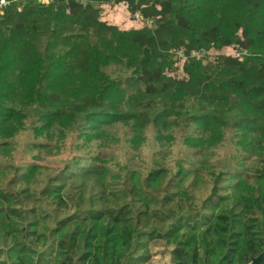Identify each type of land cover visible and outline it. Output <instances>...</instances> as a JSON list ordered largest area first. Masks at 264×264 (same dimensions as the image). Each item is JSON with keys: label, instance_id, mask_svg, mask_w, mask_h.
Listing matches in <instances>:
<instances>
[{"label": "trees", "instance_id": "obj_1", "mask_svg": "<svg viewBox=\"0 0 264 264\" xmlns=\"http://www.w3.org/2000/svg\"><path fill=\"white\" fill-rule=\"evenodd\" d=\"M177 143L203 158L157 160ZM0 153V264H264V0H7Z\"/></svg>", "mask_w": 264, "mask_h": 264}, {"label": "rangeland", "instance_id": "obj_2", "mask_svg": "<svg viewBox=\"0 0 264 264\" xmlns=\"http://www.w3.org/2000/svg\"><path fill=\"white\" fill-rule=\"evenodd\" d=\"M46 1V0H44ZM86 2V1H85ZM136 15H141L140 12H137ZM180 54H184V50H180L179 51ZM205 53L203 52L201 55H204ZM212 56V54H206L204 55V59H210ZM115 130V129H114ZM116 133L121 136L122 138H125L127 136V134L124 133L122 128H119ZM183 133V132H182ZM26 136V135H25ZM32 133H28L27 134V138L26 140L28 141V143L31 142L32 138ZM34 137V136H33ZM69 140H71V138H69ZM125 140H123L124 142ZM181 142V141H179ZM108 141L104 142L101 145H107ZM92 147L96 146V144L98 145V143H96V141H94V143L91 144V142L89 143ZM109 144V143H108ZM111 145L113 147L108 148L104 147V154L110 156L111 161L115 162L114 159H118V157H122L123 153L120 152L118 154H114V152L118 149L116 147H118L117 142L116 143H111ZM176 146V151L171 154V150L169 148H165L160 150L157 153V160L163 162L164 164H166L167 166H171L173 165V161H175V157H180L181 160H183L185 163L187 162H191L194 161L195 163H198L199 159L203 158V155L201 154H197L194 152V150L192 149H187V148H180V144H175ZM53 152L48 151L46 148L41 150L39 152V154L41 155V158L38 159V162L41 163L42 165L51 167L55 170V173L63 170L71 161V158H73L74 155H77L78 153L76 152V150L72 149V146L70 145V142L66 141L65 145L62 146L60 149H55L52 147ZM110 150L107 154H106V150ZM233 149V148H232ZM229 149L227 152H222V150L220 151H208L206 152L208 154V160H210V168L214 167V169L216 167H221L223 166V164H235V161L231 159V155H235V156H239V155H245V152L243 151H237L235 149ZM178 151H180L178 153ZM34 153H38V150H36ZM146 155V157H151V153L147 152V151H143V150H138L137 155L135 156V151L132 152L131 156L132 159H130L131 161V165H140L143 162V155ZM230 153V154H229ZM2 153H0L1 155ZM16 155H18V158L23 157L26 160H30L32 159V152H23L18 150L16 152ZM114 155V156H112ZM135 157V159H133ZM233 162V163H232ZM248 167L250 169L253 168H257L258 166H261V162L260 159L256 158L255 156L251 159H248L247 161ZM147 165V164H145ZM172 250H173V243L172 242H167L166 240H157L154 241L150 244L149 246V253L151 255L150 259L145 262L144 264H173V256H172ZM252 264V262L250 263Z\"/></svg>", "mask_w": 264, "mask_h": 264}, {"label": "water", "instance_id": "obj_3", "mask_svg": "<svg viewBox=\"0 0 264 264\" xmlns=\"http://www.w3.org/2000/svg\"><path fill=\"white\" fill-rule=\"evenodd\" d=\"M262 258V255H260L259 257L257 258H254L253 261H252V264H257Z\"/></svg>", "mask_w": 264, "mask_h": 264}, {"label": "built area", "instance_id": "obj_4", "mask_svg": "<svg viewBox=\"0 0 264 264\" xmlns=\"http://www.w3.org/2000/svg\"><path fill=\"white\" fill-rule=\"evenodd\" d=\"M7 4V0H0V9ZM138 16V15H137Z\"/></svg>", "mask_w": 264, "mask_h": 264}]
</instances>
